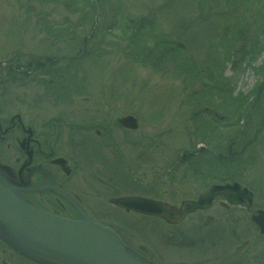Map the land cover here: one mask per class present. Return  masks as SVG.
Instances as JSON below:
<instances>
[{
    "label": "rangeland",
    "instance_id": "obj_1",
    "mask_svg": "<svg viewBox=\"0 0 264 264\" xmlns=\"http://www.w3.org/2000/svg\"><path fill=\"white\" fill-rule=\"evenodd\" d=\"M90 1L95 4L96 11L94 6L91 11L89 6L88 9L82 7L73 11L61 0H0L2 66L13 56L18 57L22 65L26 61L34 63L35 60L46 61L56 56L60 60L69 59L67 63L61 61L62 65L52 67L50 74L43 75L34 70L24 75L23 79L16 76L17 81L7 83L6 90L0 85V99H11V113H20L26 121L30 117L51 118L62 112L72 118L70 121L89 124L109 121L113 130L112 144L122 155V163L108 160L112 146L100 147L103 139L93 135L98 125L92 128V136L85 135L84 143L72 153L97 160L98 174L105 179L107 175H122V191L126 192L129 187L126 182L131 178L133 168L140 164V173L135 178L146 180L141 171L149 170L159 161L176 159L177 155L186 151L191 152L195 160L198 159L199 155L193 150H203L206 146L203 148V141L195 136V123L190 116L199 110L197 105L201 104L205 90L201 77L195 78L194 72L199 70L202 78L209 72L217 75L219 65L227 58L226 52L233 53L237 49L229 36L221 40L217 17L200 16V9L205 8L201 7L205 4L203 0ZM261 3L262 0H249L253 11L260 8ZM81 5L78 4L79 7ZM208 5L212 6L210 0ZM263 14L264 10L256 16L259 25L263 23ZM141 18L144 24L141 25L140 35L134 40L125 39L127 31L135 28ZM51 24L55 25L54 29L66 28V25L70 29L66 36H53L47 32V29L51 30ZM143 30L149 32L142 33ZM150 35L152 42L155 43L161 36V42L171 47V51L167 49L169 57L166 61L158 62L152 58L145 64L142 55H137L134 46L128 43L140 40L141 46L145 45ZM82 39L84 42L81 44ZM162 49L166 50L161 46L158 52ZM145 51V48L141 49V53ZM222 68L224 77H227V88L234 95H248L260 85L261 99L255 100L258 104L250 111L244 136L237 144L241 148L247 143L246 159L249 157L252 164L250 174L248 178H243V182L253 191V207L264 209V133H257L261 118H264V52L259 53L249 66L243 60L230 58ZM65 79L68 87L63 89ZM61 90L62 94H59ZM203 111H200L201 114H204ZM206 111L212 113L213 109L209 107ZM125 115L138 119L136 130L129 131L117 125V118ZM232 117H225L224 120L235 123L238 116ZM202 162L203 172L188 177L199 176L203 181L194 184L192 179L185 180L192 185L185 191L187 196L178 200L191 198L195 190L205 183L203 175L209 174L205 169L213 167L206 161ZM82 170L89 175L88 167L83 166ZM91 176L94 177L92 173ZM157 177L155 179L159 181L169 180L168 175L165 177L162 173ZM72 184L87 197L88 205L96 214H110L130 225L135 221L133 216L111 212L113 209L107 206L103 197L94 193L90 196L79 175ZM161 195L168 196L167 193Z\"/></svg>",
    "mask_w": 264,
    "mask_h": 264
},
{
    "label": "flooded vegetation",
    "instance_id": "obj_2",
    "mask_svg": "<svg viewBox=\"0 0 264 264\" xmlns=\"http://www.w3.org/2000/svg\"><path fill=\"white\" fill-rule=\"evenodd\" d=\"M3 65H0V85L4 90L7 83L13 82L15 74L29 72L27 66L18 64V59L6 61ZM30 66L33 70V65ZM10 101L0 99V171L18 187L17 196L21 200L68 219H79L84 214L112 228L147 264H264V234L252 221L253 215L258 216V208L229 205L224 197L217 196L210 207L197 209L179 222L169 223L161 217L137 210L126 211L113 203V199L130 195L159 199L179 206L183 200L197 199L213 183L236 180H204L205 183L195 190L191 198L178 200L187 196L185 191L189 190L191 183L203 181L199 176L191 177L193 181L188 177L193 174L189 167L203 162L171 159L159 161L149 170H142L146 180L135 178L140 173L138 168L141 164L134 167L131 178L126 182L128 191L124 192L122 175H107L105 179L98 174L97 160L87 159L88 155L82 157L76 152L72 153L84 143L85 135L92 136V128L98 125L93 135L103 139L100 147L112 146L108 160L122 163V155L112 144L113 130L109 121L95 124L70 121L72 118L65 112L46 119L30 117L26 121L20 113H11ZM179 156L184 157L185 153ZM60 157L64 160H59ZM83 166L89 168V175L83 172ZM160 173L165 177L168 175L169 180H156ZM243 174L246 176V173ZM77 175L90 196L94 193L103 197L107 206L113 209L111 212L133 216L135 221L130 225L109 216V213L96 214L88 205L87 197L73 187ZM237 182L246 186L241 181ZM161 193L168 196L164 197ZM145 219L150 222L143 224ZM46 252L52 254L48 250ZM46 252L39 255L32 253L34 256L29 257L11 245L8 237L0 236V264H70L61 260L62 257Z\"/></svg>",
    "mask_w": 264,
    "mask_h": 264
},
{
    "label": "trees",
    "instance_id": "obj_3",
    "mask_svg": "<svg viewBox=\"0 0 264 264\" xmlns=\"http://www.w3.org/2000/svg\"><path fill=\"white\" fill-rule=\"evenodd\" d=\"M61 1L71 7L73 11L81 10L82 7L88 9V6L90 7V11L91 7L93 8L94 6L95 8V4L90 0H84L81 7L78 6L77 1ZM203 1L206 6L205 4L201 5V7L205 8L200 9V16H205V18L217 17L220 22L219 34L221 40L229 36L233 41V46H236L237 50L233 53L229 52V50L226 52L227 58L219 65V72L217 75L209 72L208 76L202 78L199 70L194 72L195 78L201 77L205 96L200 99L201 104L197 105L199 110L194 111L190 116L192 122L195 123L193 132L195 136L198 137L199 141H203L204 147L210 146L209 149L199 151L195 149L194 153L197 151L196 154L199 155L196 161L218 162L217 164H209L213 168L205 169L209 174L207 175L204 173L203 178L206 179L213 175V173L223 180L232 177L239 178L242 172L247 171L250 173L252 162L249 161V157L246 159L247 146L245 144L247 143L242 145L241 148H239L240 146L237 143L244 136L246 128L245 123L249 117L250 111L258 104V102L255 103V100L259 101L261 99L259 94L260 85L255 86L248 95H234V93L227 88V77H224V69L222 66H224L230 58L243 60L247 62L249 66L259 53L264 52V14L263 23L261 25H259L256 20L257 14L264 10V3L262 0L260 8H256V11H253V8L249 6V0H210L212 6L208 5V0ZM94 8L92 10H94ZM139 20L140 22L138 21L135 28L127 31L125 39L130 40V38H132V40H134L135 37L140 35V28L141 25L144 24V19L141 18ZM47 32L48 34L56 36L62 32L64 33L65 29L51 28V30L47 29ZM148 32V30L142 31V33ZM150 39H152L151 35L145 40V45L142 46L140 40H131L128 43L134 46V52L137 55H142V60L145 64L152 58L156 59L158 62L166 61L169 57V50L171 51V47L161 42V36L158 40H155V43ZM78 46L76 49H78ZM161 46L162 48H166V50L162 49L159 53L158 51ZM220 46L223 48V44ZM142 48L146 50L144 53H141ZM51 64L48 66L45 65L44 62H37L34 64V70L39 73L48 68L47 74H50V69L52 67L62 65L58 62ZM209 107H212V113H206V109H209ZM201 110H205L203 111L204 114H201ZM234 115L238 116L236 117L235 123H227V121L224 120L225 117L233 118L232 116ZM261 121V126L260 129L257 130V133H264V118H261ZM239 122H241V124ZM249 146H252V144H249ZM255 148H257V146ZM184 153V157L177 156L176 159L195 160V157L190 156V154H192L191 152L186 151ZM243 153H245V155ZM203 167L204 165L195 164L189 168L192 170L193 174L197 175L199 173L200 175L203 172L202 170H204L202 169Z\"/></svg>",
    "mask_w": 264,
    "mask_h": 264
},
{
    "label": "water",
    "instance_id": "obj_4",
    "mask_svg": "<svg viewBox=\"0 0 264 264\" xmlns=\"http://www.w3.org/2000/svg\"><path fill=\"white\" fill-rule=\"evenodd\" d=\"M119 122L129 129L138 126L133 116L122 117ZM16 191L18 188L0 173V235L8 237L10 243L25 255L48 250L73 264L148 263L128 248L112 229L91 221L84 214L81 220L52 215L23 202L15 195ZM219 194L230 203L247 206L251 203L252 193L233 182L211 185L196 201H183L179 207L134 196L119 197L113 199V203L125 210H137L177 222L193 210L209 207ZM253 220L264 232V214L259 212Z\"/></svg>",
    "mask_w": 264,
    "mask_h": 264
}]
</instances>
